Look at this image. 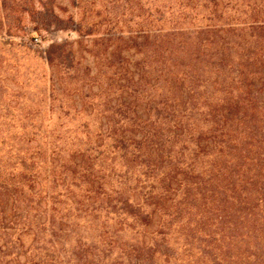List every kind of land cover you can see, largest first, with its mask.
Returning a JSON list of instances; mask_svg holds the SVG:
<instances>
[{
  "label": "rangeland",
  "instance_id": "374dc122",
  "mask_svg": "<svg viewBox=\"0 0 264 264\" xmlns=\"http://www.w3.org/2000/svg\"><path fill=\"white\" fill-rule=\"evenodd\" d=\"M157 31L155 44L168 39L200 50L193 69L205 81L202 97H220L230 88L253 96L245 124L255 132L250 151L260 164L248 168H264L257 160L264 156V0H0V264H131L146 258L150 264H187L188 248H207L202 236L187 239L191 225L182 214L165 236H154L157 215L140 226L107 212L115 193L138 200L128 190L131 179L116 180L119 163L110 171L108 161L95 157L85 173L79 168L92 160L82 150L93 143L99 113L120 83L119 62L141 57L134 37ZM213 31L227 44L198 46ZM47 52L54 53L49 63ZM188 58L179 52L173 59ZM194 124L202 125L200 116ZM96 178L102 183L97 196L89 191ZM211 247L234 254L247 248L254 256L240 258L241 264H264L261 229ZM130 250L140 256L132 260ZM165 252L178 260L165 261Z\"/></svg>",
  "mask_w": 264,
  "mask_h": 264
},
{
  "label": "trees",
  "instance_id": "16d2710c",
  "mask_svg": "<svg viewBox=\"0 0 264 264\" xmlns=\"http://www.w3.org/2000/svg\"><path fill=\"white\" fill-rule=\"evenodd\" d=\"M213 32V38L198 42V46L227 44L224 36ZM155 36H161L159 31L135 36L139 41L132 46L142 56L133 60L126 56L119 62L120 83L99 113L93 143L82 150L93 156L88 166L79 165L80 171L85 173L96 162L95 157L108 161L110 171L119 163L122 171L118 170L116 180L131 179L128 190L136 191L138 200H129L110 188L115 196L109 200L107 212L129 216L140 226L156 220L157 215L154 236H165L168 226L178 223L182 214L186 227L191 225L187 239L202 236L207 247L188 248L184 255L187 264H241L240 258L254 256L247 248L234 254L231 248L221 250L211 244L223 239L233 244L254 235L256 228L264 233V178H260L264 168L259 166L256 173L248 168L251 163L260 164L250 151L256 146L255 132L245 124L254 111L253 96L244 90L234 94L230 88L220 97H202L200 89L205 81L193 69L200 50L168 39L155 44ZM147 44L148 49L152 46L148 57ZM179 52L189 56L188 62L173 59ZM53 55L47 52V63ZM238 84L247 87L240 80ZM196 116L201 117V126L194 124ZM244 130L247 134H242ZM257 160L264 161V156ZM89 187L97 196L102 187L100 178L90 181ZM130 252L132 260L140 256L138 250ZM163 257L168 262L178 260L166 252ZM146 259L131 264H150L151 259Z\"/></svg>",
  "mask_w": 264,
  "mask_h": 264
}]
</instances>
